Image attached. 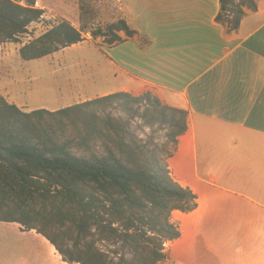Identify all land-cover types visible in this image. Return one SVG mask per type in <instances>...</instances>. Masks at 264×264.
Returning <instances> with one entry per match:
<instances>
[{"label":"trees","instance_id":"16d2710c","mask_svg":"<svg viewBox=\"0 0 264 264\" xmlns=\"http://www.w3.org/2000/svg\"><path fill=\"white\" fill-rule=\"evenodd\" d=\"M0 0V47L19 43L30 24L44 11L35 0ZM216 21L230 0H219ZM245 7L256 10L255 0H243L228 26L236 30ZM134 34L119 19L97 29L92 37L112 44L115 31ZM83 41L82 33L65 19L23 44V61L40 59ZM147 100L131 118L146 126L167 128L172 150L143 141L130 131V122L101 108L119 103L123 111ZM187 129V112L163 105L146 93L139 97L112 93L54 111L30 112L0 97V222L18 223L45 237L67 263L158 264L166 259L165 244L179 238L171 213L193 211L196 195L173 180L167 159L177 138ZM97 243L111 246L103 251ZM113 254L114 256H111Z\"/></svg>","mask_w":264,"mask_h":264},{"label":"crops","instance_id":"0c3cea01","mask_svg":"<svg viewBox=\"0 0 264 264\" xmlns=\"http://www.w3.org/2000/svg\"><path fill=\"white\" fill-rule=\"evenodd\" d=\"M116 1L134 34L115 31L119 41L98 42L109 50L104 58L117 86L81 102L149 93L187 112L167 167L197 206L171 213L180 236L165 244L158 264H264V0L244 10L236 30L216 21L219 0ZM0 223L60 264H77L64 262L35 230Z\"/></svg>","mask_w":264,"mask_h":264},{"label":"rangeland","instance_id":"374dc122","mask_svg":"<svg viewBox=\"0 0 264 264\" xmlns=\"http://www.w3.org/2000/svg\"><path fill=\"white\" fill-rule=\"evenodd\" d=\"M230 1L227 11L221 12L222 25L226 28L243 0ZM20 4L24 5L25 0ZM35 6L43 9L42 18L30 24L28 32L18 38L19 43L10 42L0 47V97L23 109L42 107L54 111L117 86L111 66L104 58V54L109 53L108 48L99 44V37L91 36L97 29L107 31L109 24L119 20L116 0H35ZM61 19L79 29L83 41L46 57L23 61L19 48ZM146 103L147 100L142 101L123 111L116 102L101 108L100 113L129 121L130 131L143 141L151 142V150L155 145L166 143L164 157L172 150L167 128L159 124L148 127L142 119L131 118L138 108L143 111ZM16 232L15 227L0 223V264H60L42 252V246L35 239L17 237ZM97 247L105 252L113 249L103 243H97Z\"/></svg>","mask_w":264,"mask_h":264}]
</instances>
